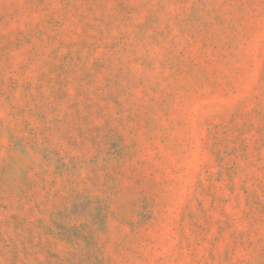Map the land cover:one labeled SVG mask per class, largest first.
<instances>
[{
    "label": "rangeland",
    "instance_id": "obj_1",
    "mask_svg": "<svg viewBox=\"0 0 264 264\" xmlns=\"http://www.w3.org/2000/svg\"><path fill=\"white\" fill-rule=\"evenodd\" d=\"M0 264H264V0H0Z\"/></svg>",
    "mask_w": 264,
    "mask_h": 264
}]
</instances>
